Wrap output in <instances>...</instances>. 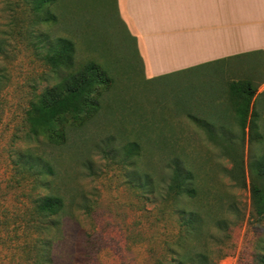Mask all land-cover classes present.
Returning a JSON list of instances; mask_svg holds the SVG:
<instances>
[{
    "label": "rangeland",
    "instance_id": "1",
    "mask_svg": "<svg viewBox=\"0 0 264 264\" xmlns=\"http://www.w3.org/2000/svg\"><path fill=\"white\" fill-rule=\"evenodd\" d=\"M38 1L0 0V264H28L23 248L32 228L25 211L46 193L41 179L16 164L29 145L35 156L52 162L63 194L81 201L84 193L91 204L89 214L76 215L80 230H68L78 258L85 254L90 264L170 262L174 255L168 250L183 230L178 210L186 208L199 210L206 224L202 237L186 248L208 252L213 264H260L264 219L258 218L250 189L252 168L264 154L263 57L147 78L137 44L120 22L117 0H55L40 13ZM47 12L55 20L46 22ZM38 35L68 37L79 61L109 60L119 74L106 99L114 112L106 107L64 149L25 137L29 102L48 84ZM245 80L253 82L255 94L247 138L226 113L231 85ZM213 126L217 129L206 128ZM132 141L144 145L141 155L121 150ZM177 164L195 175L200 197L164 199ZM86 234L94 236L93 246L83 243Z\"/></svg>",
    "mask_w": 264,
    "mask_h": 264
},
{
    "label": "trees",
    "instance_id": "2",
    "mask_svg": "<svg viewBox=\"0 0 264 264\" xmlns=\"http://www.w3.org/2000/svg\"><path fill=\"white\" fill-rule=\"evenodd\" d=\"M54 2L55 0H39L36 10L40 13L44 4L53 5ZM47 13L46 22L55 20V15ZM119 18L136 43L124 21L120 16ZM38 39L44 42L43 62L49 69V75L46 77L48 84L40 93L34 94L29 102L24 120L27 127L25 137L45 147L64 149L72 144V137L93 124L106 107L110 111L114 110L112 104L107 106L106 99L108 94L116 89L119 74L113 63L106 59L103 62L95 58L79 61L77 45L68 37L50 38L47 35H38ZM255 55L264 58L263 51H255L238 55L241 57L237 59ZM250 64L255 63L252 61ZM252 83L251 80H245L231 85L232 103L227 108L231 110V116L239 121L238 126L244 138L249 136L252 128L249 124L252 120L249 119V115L255 98L250 89ZM232 128L228 133L233 136L235 132ZM143 148L144 145L138 141L121 145V150L128 156L141 155ZM22 150L16 164L41 179L46 190L44 196L36 198L32 207L25 211L27 217L25 221L29 228H32V231L27 232V239L30 240L23 248L26 261L28 264H90L84 259L85 254L82 259L76 256L75 245L69 242L71 238L68 230L70 228L76 232L80 230V224L75 220L76 215H82V212L89 214L91 204L86 202L84 193L80 194L81 201L77 200L75 195L63 194L56 185L59 175L54 172L52 162L35 156L31 145ZM239 163L242 166V161ZM252 171L250 190L253 206L258 218L264 219V154L254 163ZM147 182L150 183L148 179ZM186 197L188 199L200 197V187L196 184L195 175L192 172H185L183 167L177 164L164 199L172 198L178 203ZM233 208L234 205L231 204L229 209ZM184 209L186 208L178 210L182 216V233L173 243L175 248L170 247L168 250L174 257L170 262L158 260L157 264H213L208 252H202L195 246L186 248V244L192 238L202 237V229L206 224L199 210ZM217 223L221 228L225 226L222 219ZM93 239L94 236L86 234L83 243H87V247L93 246ZM89 255L86 254V257ZM259 259V263L264 264V256H260Z\"/></svg>",
    "mask_w": 264,
    "mask_h": 264
},
{
    "label": "crops",
    "instance_id": "3",
    "mask_svg": "<svg viewBox=\"0 0 264 264\" xmlns=\"http://www.w3.org/2000/svg\"><path fill=\"white\" fill-rule=\"evenodd\" d=\"M117 4L136 39L147 78L229 64L238 55L264 52V0H117ZM226 113L232 114L229 109Z\"/></svg>",
    "mask_w": 264,
    "mask_h": 264
},
{
    "label": "clouds",
    "instance_id": "4",
    "mask_svg": "<svg viewBox=\"0 0 264 264\" xmlns=\"http://www.w3.org/2000/svg\"><path fill=\"white\" fill-rule=\"evenodd\" d=\"M222 182H224L226 185L230 183L229 178L222 176L221 177Z\"/></svg>",
    "mask_w": 264,
    "mask_h": 264
}]
</instances>
